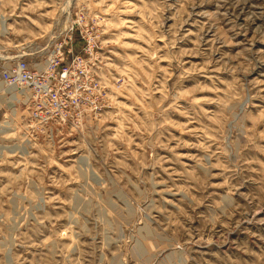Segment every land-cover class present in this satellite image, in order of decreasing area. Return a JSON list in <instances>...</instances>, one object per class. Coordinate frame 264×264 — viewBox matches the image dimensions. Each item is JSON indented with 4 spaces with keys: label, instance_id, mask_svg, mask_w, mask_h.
<instances>
[{
    "label": "rangeland",
    "instance_id": "rangeland-1",
    "mask_svg": "<svg viewBox=\"0 0 264 264\" xmlns=\"http://www.w3.org/2000/svg\"><path fill=\"white\" fill-rule=\"evenodd\" d=\"M63 41L105 94L0 83V264H264V0H0V72Z\"/></svg>",
    "mask_w": 264,
    "mask_h": 264
},
{
    "label": "built area",
    "instance_id": "built-area-1",
    "mask_svg": "<svg viewBox=\"0 0 264 264\" xmlns=\"http://www.w3.org/2000/svg\"><path fill=\"white\" fill-rule=\"evenodd\" d=\"M68 43L53 44L43 61L19 60L0 72L2 97L19 96L14 102L24 106L36 124L80 121L87 110L85 94H92L93 100L105 94L84 57L77 55L64 63Z\"/></svg>",
    "mask_w": 264,
    "mask_h": 264
},
{
    "label": "bare ground",
    "instance_id": "bare-ground-1",
    "mask_svg": "<svg viewBox=\"0 0 264 264\" xmlns=\"http://www.w3.org/2000/svg\"><path fill=\"white\" fill-rule=\"evenodd\" d=\"M3 31H4V29H3ZM72 33V32H71ZM13 64V63H12ZM14 95V94H13ZM0 98H2V97H0Z\"/></svg>",
    "mask_w": 264,
    "mask_h": 264
}]
</instances>
